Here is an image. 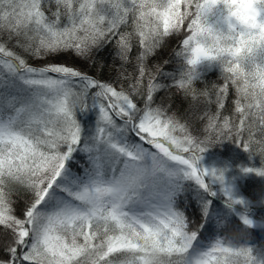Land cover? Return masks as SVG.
I'll return each mask as SVG.
<instances>
[{
    "label": "snow or ice",
    "instance_id": "6c2138e0",
    "mask_svg": "<svg viewBox=\"0 0 264 264\" xmlns=\"http://www.w3.org/2000/svg\"><path fill=\"white\" fill-rule=\"evenodd\" d=\"M173 36L167 86L215 96L202 135L154 106L164 69L148 60ZM112 44L124 65L139 49L117 81L26 58ZM213 70L223 83L197 89ZM225 141L249 163L207 162ZM249 178L264 181V0H0V264H264L249 239L264 231V188L242 194Z\"/></svg>",
    "mask_w": 264,
    "mask_h": 264
},
{
    "label": "trees",
    "instance_id": "16d2710c",
    "mask_svg": "<svg viewBox=\"0 0 264 264\" xmlns=\"http://www.w3.org/2000/svg\"><path fill=\"white\" fill-rule=\"evenodd\" d=\"M55 8V5H52ZM180 37L173 36L167 40V42L163 45V47L156 53V55L152 56L148 60V68L155 71V66L159 65L164 69L163 75L159 76L157 79L161 84L162 90L158 91L155 94V105H162L168 108L169 113H174L177 117L180 118L182 122H187L194 134H198L200 128L203 126L199 117L203 114L204 110H210L215 112L216 105L214 103L205 102L204 106L200 105L201 101H204L206 98L201 97L198 101H193L191 98H185L181 93L177 92L175 88H170L167 84L171 80V69L178 67L176 62V58L174 56V50L179 43ZM139 49L135 46L131 52V62L129 64H122L120 60L115 44H112L108 47L107 51L101 52L98 56L94 55L92 59L83 60L73 56L70 53H62L57 56H66L70 60H72L75 65L78 66L82 72H87L88 74L95 76L99 79L117 81L120 77L121 72L125 74L132 73L134 70L136 57ZM23 55V53H21ZM28 63L34 67L43 66V59H36L33 57H26ZM167 61V63H166ZM78 69V68H77ZM223 81L220 77L218 70H213L206 75V80L203 83L198 82L196 87L199 90L207 89V91L211 94L214 93L215 89L213 85L222 84ZM200 87V88H199ZM235 98V94L230 93L225 101V108L223 110L224 115H231L233 109V99ZM207 100V99H206ZM170 106V107H169ZM239 156V161L243 164L249 163L247 159V155L242 152V150L237 152ZM251 163L259 166V157L256 156ZM251 186V187H249ZM264 188V181H261L259 178H249L245 181L244 184V192H252V194L259 196L261 189ZM15 199L18 202V207L22 208L24 203L26 202L27 195L23 191H20L15 196ZM181 207H185L191 210L188 212L189 218L193 221L199 220L198 211H194L197 208L195 200L193 199V204L191 207L188 206V202L186 199L181 197ZM221 205L218 203L217 207ZM213 225L215 230L219 233V235H229L230 231L225 227L216 225V222L213 221ZM218 226V228H216ZM251 236L249 237L253 246H264V231L260 229H252L249 230ZM205 236L211 239L210 233L206 232Z\"/></svg>",
    "mask_w": 264,
    "mask_h": 264
},
{
    "label": "rangeland",
    "instance_id": "374dc122",
    "mask_svg": "<svg viewBox=\"0 0 264 264\" xmlns=\"http://www.w3.org/2000/svg\"><path fill=\"white\" fill-rule=\"evenodd\" d=\"M44 63L43 65H45L46 63H62V64H66L70 67H74V68H78L80 71L81 69L76 66L72 60H70L68 57L66 56H53V57H49L48 59H43ZM200 88V87H199ZM205 102H209L208 100H204L201 101V103H199L200 105L204 106ZM209 103H214L215 104V96H212V101ZM204 123V122H202ZM203 125V124H202ZM200 135L203 134V126L200 128V130L198 131ZM240 151L235 147V144L232 141H225L224 143L221 144H215L211 147V153L213 154H222V155H210V154H205V158L206 161L211 163L213 160H220V159H226L229 156H234L237 155V152ZM237 163H241L239 160H237ZM243 194V192H242ZM187 212H191L190 209L187 210ZM253 216L254 218H257L258 220L261 218H264V211H261L259 209H254L253 210ZM216 228H218V226H216Z\"/></svg>",
    "mask_w": 264,
    "mask_h": 264
}]
</instances>
